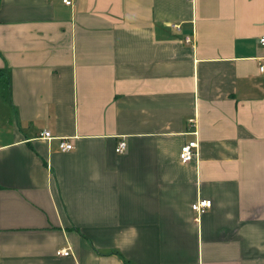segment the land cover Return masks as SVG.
Masks as SVG:
<instances>
[{"label":"crops","instance_id":"crops-1","mask_svg":"<svg viewBox=\"0 0 264 264\" xmlns=\"http://www.w3.org/2000/svg\"><path fill=\"white\" fill-rule=\"evenodd\" d=\"M72 1L0 0V264H264V0Z\"/></svg>","mask_w":264,"mask_h":264},{"label":"built area","instance_id":"built-area-1","mask_svg":"<svg viewBox=\"0 0 264 264\" xmlns=\"http://www.w3.org/2000/svg\"><path fill=\"white\" fill-rule=\"evenodd\" d=\"M64 4L66 6H73L72 0H63ZM261 42L264 44V38L261 40ZM259 72L264 76V62H259L258 64ZM194 120L191 119L190 122H193ZM42 137L50 139L52 138L50 131H44L42 134ZM60 149L62 151H72L74 149V144L69 143L67 140H61L60 143ZM198 148V142L197 141H191L185 144L181 151H180V158L183 164H188V162H191L197 155L196 149ZM126 149V143L120 142V145L117 148V152L122 153ZM212 206V201L208 199H203L198 201L197 203L192 205V209L194 212H197L198 214H203V211L205 209H208ZM68 249H61L58 252V255L61 256H68L69 252Z\"/></svg>","mask_w":264,"mask_h":264},{"label":"trees","instance_id":"trees-1","mask_svg":"<svg viewBox=\"0 0 264 264\" xmlns=\"http://www.w3.org/2000/svg\"><path fill=\"white\" fill-rule=\"evenodd\" d=\"M4 82L5 85V89H6V93L3 95L5 98H8L9 96V78L7 77V75L5 74V72L3 70L0 69V83ZM9 100V99H7Z\"/></svg>","mask_w":264,"mask_h":264},{"label":"rangeland","instance_id":"rangeland-1","mask_svg":"<svg viewBox=\"0 0 264 264\" xmlns=\"http://www.w3.org/2000/svg\"><path fill=\"white\" fill-rule=\"evenodd\" d=\"M65 249H68V248H65ZM68 252H69V255H70V254H71V253H70L71 251H70L69 249H68ZM68 252H67V253H68Z\"/></svg>","mask_w":264,"mask_h":264}]
</instances>
